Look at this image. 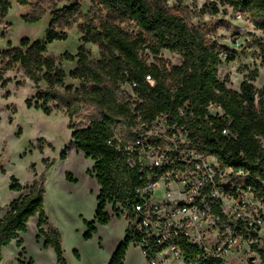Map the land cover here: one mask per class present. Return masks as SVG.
Instances as JSON below:
<instances>
[{"label":"trees","instance_id":"obj_1","mask_svg":"<svg viewBox=\"0 0 264 264\" xmlns=\"http://www.w3.org/2000/svg\"><path fill=\"white\" fill-rule=\"evenodd\" d=\"M15 2L19 6L28 4V0ZM217 2L246 17L264 38V0ZM9 8V0H0V22ZM48 10L50 22L41 40L21 38L17 46L8 44L0 52V80L4 72L18 70L35 86L45 83L46 87L25 103L27 108L33 107L46 116L62 113L70 119L83 108L96 111L97 116L87 126H77L71 134L75 149L93 162L89 173L99 187L94 218L83 220L85 240L92 238L97 225L110 221L105 211L107 205H119L130 216L132 206L137 203L132 190L141 182L143 172L129 169L122 153L108 141L115 131L122 139H129V130L136 123H150L161 114L186 123L198 150L216 156L222 167L244 173L238 179L257 188L264 197L258 184L264 181V87L257 89L253 85L256 70L241 81L238 90L227 88L226 79L218 78V67L236 57L234 51L216 39L218 29H227L223 21L194 25L191 20L195 14L183 5V0H171V3L170 0H92L87 15L78 3L62 8L52 3ZM209 10L212 14L218 12L215 4L206 12ZM44 15L45 11L36 5L22 19L35 23ZM74 26L81 42L76 53L65 52L59 57L49 54L47 46L65 41L66 31ZM87 43L97 47L98 59L91 58L84 46ZM256 47L264 57V39L256 40ZM163 50L178 55L180 64L169 65L160 57ZM149 56L155 62L148 63ZM61 60L75 61V68L68 76L79 81L78 87L65 84V73L58 63ZM147 76L151 82L146 80ZM124 85L130 93L122 89ZM210 105L218 107L221 113L210 114ZM224 129L228 135H223ZM42 147L38 145L39 152ZM65 159L64 151L59 160ZM44 163L45 169L52 164L48 160ZM65 179L75 182L69 173ZM10 181L9 190H26V193L13 199L0 218V263L2 248L13 240L21 248L19 254L24 253L18 235L26 232L30 218H36L35 242L41 243L42 248L53 249L54 264H67L59 231L48 222L44 211L43 173L29 185H21L15 177ZM132 243L127 226L107 264H124ZM184 251L191 264H221L214 260L198 261L192 247L186 246ZM74 254L79 257L76 251ZM18 264H33V260L26 263L19 260Z\"/></svg>","mask_w":264,"mask_h":264},{"label":"rangeland","instance_id":"obj_2","mask_svg":"<svg viewBox=\"0 0 264 264\" xmlns=\"http://www.w3.org/2000/svg\"><path fill=\"white\" fill-rule=\"evenodd\" d=\"M10 8L3 22H0V52L7 45L17 46L21 38L31 41L41 40L50 22L49 6L56 3L57 8L68 7L78 3L82 12L89 14L92 0H28L25 6H19L15 0H9ZM171 3V0H170ZM217 6L218 12L212 14L211 5ZM38 5L45 15L35 23H27L22 17L32 12ZM183 5L195 16L191 22L196 25L223 21L227 29H218L216 39L220 45L235 52L236 57L230 63H222L217 69V76L225 81L229 89L238 90L241 81L256 70L257 78L253 85L260 89L264 87V57L256 47V40H263L261 32L242 14L226 6H220L217 0H183ZM129 30L132 27H128ZM65 41H55L47 46L49 54L59 57L65 52L75 54L81 45L80 34L74 26L66 31ZM92 59H98L96 46L84 45ZM160 57L169 65H179L180 57L161 51ZM155 62L149 56L148 63ZM65 73V84L74 88L79 81L71 79L68 73L75 68V61L58 62ZM5 83L2 87L1 84ZM45 83L35 86L18 70H9L2 74L0 80V216L8 210L9 203L20 194L9 190L10 178L15 177L21 185H29L33 179L43 173L45 179L44 211L48 222L59 231L63 256L67 264H107L111 251L125 236L127 222L124 210L119 206L107 205L105 211L110 216L106 225H99L91 239L85 240L83 234L86 227L83 220L92 221L96 208V193L94 180L89 171L93 162L84 158L72 144L71 134L77 126H87L89 121L97 116L93 108L81 109L79 113L68 118L62 113L44 115L33 107L27 108L26 100L32 99L38 90H43ZM130 93L128 86H122ZM215 110L210 113H215ZM19 134V135H18ZM43 141V142H41ZM49 144L47 146L46 144ZM38 145H42L39 152ZM66 153L65 160H59V155ZM44 160L52 162L45 169ZM33 165V168H31ZM4 170V173L1 172ZM69 173L75 182H69L65 175ZM36 218H30L26 232L18 235L24 248L21 255L16 240L1 250L0 264L26 263L29 259L33 264H54L55 254L51 247L42 248L35 242ZM79 257L76 258L74 252ZM124 264H147L140 250L130 245Z\"/></svg>","mask_w":264,"mask_h":264},{"label":"built area","instance_id":"obj_3","mask_svg":"<svg viewBox=\"0 0 264 264\" xmlns=\"http://www.w3.org/2000/svg\"><path fill=\"white\" fill-rule=\"evenodd\" d=\"M146 80L151 82L149 76ZM208 111L221 113L214 105ZM129 132V139H122L115 131L108 143L129 169L143 172L132 190L137 203L124 217L132 245L147 264H191L186 246L202 262L264 264V197L238 179L244 173L198 150L187 124L168 114L136 123ZM258 184L264 193V181Z\"/></svg>","mask_w":264,"mask_h":264},{"label":"crops","instance_id":"obj_4","mask_svg":"<svg viewBox=\"0 0 264 264\" xmlns=\"http://www.w3.org/2000/svg\"><path fill=\"white\" fill-rule=\"evenodd\" d=\"M93 180H94V178H93ZM94 183H95V187H96V189H97V193H98V189H99V187H98V185L96 184L95 180H94ZM97 193H96V195H97ZM96 205H97V204H96ZM2 216H3V215H1L0 218H1ZM98 226H99V225H97L96 227L98 228ZM11 242H12V241H11ZM11 242H10V244H11ZM117 244H118V243H117ZM117 244L115 245V247H114L113 250L111 251V254H112L113 251L115 250ZM110 256H111V255H110ZM126 257H127V251H126L125 259H126ZM143 257H144V256H143ZM125 259H124V262H125ZM144 260H145V258H144ZM145 262H146V260H145Z\"/></svg>","mask_w":264,"mask_h":264},{"label":"water","instance_id":"obj_5","mask_svg":"<svg viewBox=\"0 0 264 264\" xmlns=\"http://www.w3.org/2000/svg\"><path fill=\"white\" fill-rule=\"evenodd\" d=\"M35 1H40V0H35Z\"/></svg>","mask_w":264,"mask_h":264}]
</instances>
